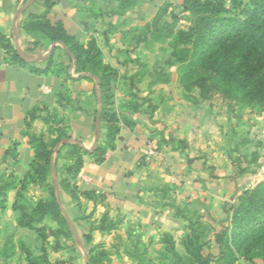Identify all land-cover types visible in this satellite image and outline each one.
Segmentation results:
<instances>
[{
	"label": "rangeland",
	"instance_id": "1",
	"mask_svg": "<svg viewBox=\"0 0 264 264\" xmlns=\"http://www.w3.org/2000/svg\"><path fill=\"white\" fill-rule=\"evenodd\" d=\"M146 1L147 5L145 2L137 15L126 19L124 25L119 24L107 38L97 36L103 62L114 67L118 75L111 84L113 109L117 111L120 105L129 103L139 105V111L147 110L157 125L146 142L147 153L159 158L164 157V151L183 153L185 162L203 163L212 188L221 187L223 192L218 197L196 194L189 202L187 193L177 194L176 184L171 181L162 183L164 192L159 193L162 196L159 203L165 210L173 214L179 210L191 219L204 244L201 252L208 257L209 264H264V249L258 247L264 243L260 242L264 237L240 239L235 233L221 248L214 241L217 233L229 231L230 209L237 204L239 195L245 190L255 193L264 188V92L252 94L242 87L246 74L264 65V45L259 53L262 58L257 60L256 52L247 54L253 42L264 36V0H256L262 4L252 11L256 4L251 0H241L238 10L230 9L227 3L229 10L223 14L226 20L222 24L236 21L241 25L237 33L225 39L224 27H217L208 34L210 41H206L204 49V43L197 47L176 42L180 31L189 32L199 21L198 14L183 10L184 0ZM116 21L121 23L123 18ZM247 32L249 36L242 38ZM208 52L213 54L212 58L204 62ZM56 53L57 65L69 63L61 51ZM232 73V84L226 86L225 79ZM67 105L66 102V108ZM44 117L45 139L55 137L56 128H69V114L64 107L48 110ZM140 117L145 119L146 115ZM98 123L105 132L104 125ZM60 145L53 147L52 158H56L58 173L63 178L70 155L61 150L56 157ZM57 170L47 177L46 185H28L21 190L18 198L46 237L37 236L33 230L19 229L16 235L20 239L10 246L17 249L11 264H27L28 254L43 264H87L88 260L90 264H190L183 244L191 232L186 222L171 232L156 235L149 230L137 232L121 225V218H111L105 207L98 211L96 203L101 201L86 198L74 208H64L77 237L53 215L40 219L33 209L38 201L48 197L54 176L59 203ZM198 174L194 180L191 175L181 174L183 180L179 182L199 184ZM232 178L236 191L231 187ZM4 220L5 233H10L11 219L5 211ZM101 221L104 230H111L100 233L97 227ZM49 230L56 233L50 234ZM87 234L92 235L89 243L85 242ZM165 234L171 236L174 250L181 258L167 251Z\"/></svg>",
	"mask_w": 264,
	"mask_h": 264
},
{
	"label": "crops",
	"instance_id": "2",
	"mask_svg": "<svg viewBox=\"0 0 264 264\" xmlns=\"http://www.w3.org/2000/svg\"><path fill=\"white\" fill-rule=\"evenodd\" d=\"M51 1L53 5L47 13L51 21H62L66 32L73 35L80 43H86L90 36L95 37L99 47L98 35L107 38L119 24L124 25L126 19L137 15L144 8L145 2L147 5L146 0ZM124 1L129 2L125 9L122 6ZM24 5L25 8L19 11ZM43 12L45 8L40 0H0L1 31L14 48L17 46L28 58L36 59L27 61L21 58L22 60L42 69L46 68L45 57L51 53L53 47H63V44L53 42L48 46H35V39L25 32L22 25L29 15ZM119 18H123L121 23L116 21ZM61 52L64 54L63 51ZM73 65L74 60L69 68L71 78H65L63 74L57 76L53 70L36 73L30 70L28 64L9 62L5 51L0 47V175L2 178L7 179L12 176L21 178L29 170L34 151L22 134L25 130V117L29 110L38 108L39 117L32 121L30 131L45 134L44 115L48 110L61 109L59 95L66 99V102L68 101V108L64 106V110L69 114L67 130L71 136L69 141L63 140L60 143L76 141L79 146L91 150L103 141V128L99 126L98 131L95 129V116L92 114L100 103L99 91H97L98 80L95 77L80 79L82 73H75ZM94 104L96 108H93ZM116 112L119 131L114 141L115 148L108 150L105 160L98 165L84 158L80 173L72 180L77 189L92 191L94 201L95 199L101 201L98 202L99 204L96 203L98 211L105 207L111 218H121V225L124 227L130 226L137 232L141 229L149 230L156 235L158 232H171V229L174 230L185 222L169 209L165 210L159 203L162 197L159 196L160 188L165 181L176 184L177 194L187 193L185 197L188 202L195 198L196 194L207 198L222 194L221 187L215 189L210 186L212 180L204 173L202 162L200 164L195 161L193 164L185 162L184 154L178 151L169 153L164 151L162 158L147 153L146 142L152 138L154 128L157 127L147 110L134 112L122 104ZM141 115H146V118H141ZM155 137L158 140L157 136ZM197 172L201 179L199 184L187 182L183 185L179 182L183 180L180 178L181 174L191 175L194 180ZM231 182L233 183L231 187L235 190L233 178ZM58 191V200L63 209L76 206L67 192L60 187ZM14 193L15 190L7 192L4 210L11 219L10 233H5L4 211H0V264H5L1 256L4 245L8 243L12 246V243L20 239L16 232L19 229L25 230L17 226L15 221L17 215L11 209ZM79 200L82 202L84 199L80 196ZM16 256L17 249L14 248L12 256L6 260L9 261L8 264Z\"/></svg>",
	"mask_w": 264,
	"mask_h": 264
},
{
	"label": "trees",
	"instance_id": "3",
	"mask_svg": "<svg viewBox=\"0 0 264 264\" xmlns=\"http://www.w3.org/2000/svg\"><path fill=\"white\" fill-rule=\"evenodd\" d=\"M38 1V0H37ZM42 1L45 12L41 14H31L28 16L27 20L23 22V29L27 34L35 39L34 45L48 46L49 44L56 42L62 43L61 46H54L51 53L45 57L46 68H38L35 64L27 63L21 59L17 50L11 44L10 40L5 37L0 29V47L5 51L9 62L13 64H28L30 70L36 73H46L49 70H53L57 76L63 74L65 78H71L69 73V68L72 61L74 60L73 69L75 73H82L79 77L80 79H92L97 78L98 90L101 110L99 113V121L104 125V137L103 141L97 144L91 150H87L79 144L74 142H65L59 146L56 153V157L60 154L61 150L67 151L70 155L69 163L64 166V177L60 178V173L57 170V160L52 158L53 147L60 143L61 141H69L71 136L69 135L67 128H56L55 132L57 135L55 137H50L45 139L44 133L41 132L36 134L31 132V123L35 118H38L39 109L34 107L27 112L25 117V130L23 131V136L26 138L27 144L34 151V157L29 165V170L21 177H9L7 179L2 178L0 175V211H4L6 208L7 192L9 190H15L14 200L11 209L17 213L16 224L21 228H26L33 230L37 236L46 237L40 227L36 226V221L34 217L25 211L20 199L18 198L21 194V190L25 189L28 185L45 184L48 176L52 173V164L57 170V178L59 187L68 193L71 200L79 204V197L86 199H93L94 195L92 191L79 190L72 183V180L78 176L83 165L84 158L90 159L94 164H101L105 160V155L108 150H113L115 148L114 141L118 135V116L117 112L113 109L111 84L117 80L118 75L116 69L110 64L103 62L102 52L100 47L96 42V38L90 36L86 43H80L73 35L66 32L63 22L60 20L51 21L47 17V13L53 5L51 0H40ZM252 3L256 4L259 8L262 3L256 0H251ZM35 1L33 2V4ZM230 9L238 10L241 7V0H184L183 10L190 11L192 13L198 14L199 21L189 32L185 33L180 31L177 38V44H195L197 47H201L208 38V34L217 29V27H224L222 32L226 37L231 38L233 34L237 33V28L241 24L237 22H227L225 25L222 24L223 20L226 18L223 16L225 12ZM129 2L124 1L122 3L123 9L128 6ZM249 12V11H247ZM156 21V18L154 19ZM161 32V29L158 33ZM154 33V34H158ZM249 33H244L243 37L246 39ZM185 38V39H184ZM223 39V40H224ZM214 40V37H213ZM218 41H215V47ZM264 36L255 40L251 48L247 51V54L257 53V60L262 58L259 56L260 52L263 51ZM203 49L201 50L203 52ZM63 51L64 54L69 58L68 64H59L55 62L56 52ZM201 52V53H202ZM212 53L208 52L204 57V62L212 58ZM258 64V63H257ZM258 71L252 68L249 73L244 77L242 82V87L246 91H251L252 94L258 92H264V65H258ZM231 76L229 75L225 82L227 85H231ZM202 86V85H201ZM238 90V87H235ZM68 102V101H67ZM66 99L59 95V104L64 107ZM127 108L134 112L139 111V105L136 104H125ZM96 110L93 111L95 116ZM45 123L46 119H43ZM51 134L50 130H47ZM13 153V151H11ZM169 188V187H168ZM160 192H164V188H160ZM60 204L56 200V192L54 186L49 187L48 197L43 201H38L37 205L33 209L35 213L39 215L41 219L43 216L53 215L55 219H58L66 228H68L65 217L60 209ZM231 219L229 231H224L217 233L214 237V241L218 244L219 248L227 242L228 237H234L235 233L238 234L240 239H247L253 235L264 237V188L259 189L255 193H251L245 190L242 195H239L237 199V204L231 207ZM174 215L187 223L190 229V234H188L183 241L186 255L190 264H209L208 257L202 254L203 243L200 242L199 232L196 231L195 227H192V221L186 214H181L177 210ZM106 217L102 216V220ZM108 220V219H107ZM110 220V219H109ZM97 230L100 233H105L110 231L109 229L104 230L102 226V221L99 223ZM114 224V223H111ZM50 234L56 233L53 230H49ZM260 242H264V238H260ZM92 240V235H85V242L89 243ZM163 242H166L168 247L167 251L171 252L175 257L181 258L173 246V240L169 234L164 235ZM258 247L264 249V243ZM26 251V250H25ZM13 249L6 243L3 250L1 251L2 258L6 261L12 256ZM91 258V257H90ZM27 264H43L38 259H32L29 254L26 256ZM90 264V261H87Z\"/></svg>",
	"mask_w": 264,
	"mask_h": 264
},
{
	"label": "water",
	"instance_id": "4",
	"mask_svg": "<svg viewBox=\"0 0 264 264\" xmlns=\"http://www.w3.org/2000/svg\"><path fill=\"white\" fill-rule=\"evenodd\" d=\"M24 8H25V5L22 6V7L19 9V11L23 10ZM15 48H16V50H17V53L20 55V57H21L22 59L27 60V61H35V60H36V59H34V58H28V57L23 53V51L20 50L17 46H16ZM100 109H101V105H100V103H99V104H98V107H97V110H96V114H95V129H96L97 131L99 130V123H98V121H99V113H100ZM52 172H53V174L55 175V167H54L53 164H52ZM53 182H54V187H57V179H56L55 176H54ZM60 207H61V205H60ZM61 209H62V213H63V215H64V217H65L66 223H67V225L69 226V228H70L72 234H73L75 237H77V235H76V233H75V231H74L73 225H72L71 221L69 220V217L67 216V213L65 212V210L63 209V207H61Z\"/></svg>",
	"mask_w": 264,
	"mask_h": 264
},
{
	"label": "built area",
	"instance_id": "5",
	"mask_svg": "<svg viewBox=\"0 0 264 264\" xmlns=\"http://www.w3.org/2000/svg\"><path fill=\"white\" fill-rule=\"evenodd\" d=\"M151 146V145H150ZM150 152H152V150H150Z\"/></svg>",
	"mask_w": 264,
	"mask_h": 264
}]
</instances>
